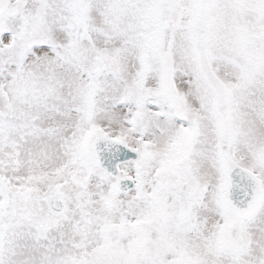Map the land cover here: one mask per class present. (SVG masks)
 <instances>
[{
	"label": "snow or ice",
	"instance_id": "snow-or-ice-1",
	"mask_svg": "<svg viewBox=\"0 0 264 264\" xmlns=\"http://www.w3.org/2000/svg\"><path fill=\"white\" fill-rule=\"evenodd\" d=\"M0 264H264V0H0Z\"/></svg>",
	"mask_w": 264,
	"mask_h": 264
}]
</instances>
